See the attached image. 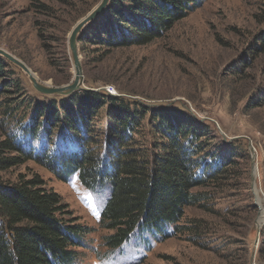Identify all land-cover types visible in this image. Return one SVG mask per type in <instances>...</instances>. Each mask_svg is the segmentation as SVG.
<instances>
[{
  "label": "rangeland",
  "instance_id": "1",
  "mask_svg": "<svg viewBox=\"0 0 264 264\" xmlns=\"http://www.w3.org/2000/svg\"><path fill=\"white\" fill-rule=\"evenodd\" d=\"M99 2L0 0V48L23 62L42 83L52 87L72 84L75 71L68 38L74 25ZM112 2L109 0L107 7ZM263 19L264 0H200L148 44L86 45L82 49L87 53H82L77 41L80 90L103 91L108 86L114 95L134 99L145 107H182L196 121L205 123L214 137L200 138L205 149L198 157L208 154L206 161L217 152L225 156V145L238 141L234 151L239 155L224 165L226 171L194 190L203 193V199L184 209L178 224L182 229L176 233L166 227L165 232L170 233L163 238L145 231L142 240L136 236L110 252L102 243L111 231L98 224L110 194L108 185L87 189L76 174L63 182L53 171L55 166L32 160L0 169V188L37 175L45 188L60 195L75 224L93 227L94 232L86 238L88 247L76 250V264H264V223L259 234L256 226L264 213ZM8 69L13 72L15 100L27 104L45 96L33 88L19 66L11 63ZM26 104L20 105L18 114ZM142 121L136 139L144 138L149 144L148 113ZM61 125L49 130L50 140L58 137ZM85 131L89 144L105 147L109 134L105 133L103 107ZM45 140L43 146L48 145ZM249 142L257 169L255 190L251 187ZM77 143L68 142L64 147L70 150ZM32 144L41 146L38 141ZM10 155L0 152V157Z\"/></svg>",
  "mask_w": 264,
  "mask_h": 264
},
{
  "label": "trees",
  "instance_id": "2",
  "mask_svg": "<svg viewBox=\"0 0 264 264\" xmlns=\"http://www.w3.org/2000/svg\"><path fill=\"white\" fill-rule=\"evenodd\" d=\"M199 1L113 0L79 33V47L148 44ZM9 64L0 56V152L11 153L0 157V169L32 160L55 166L53 171L63 182L76 174L87 189L108 185L110 194L98 224L111 231L102 243L110 252L136 236L140 239L145 231L165 238L170 233L166 227L174 233L182 229L178 224L184 209L203 199V193L194 190L213 182L239 155L234 151L238 141L233 140L225 145V156L217 152L209 161L208 154L198 157L205 149L200 138L214 137L205 123L182 107H145L122 95L85 89L66 96L45 95L27 104L15 100ZM4 94L10 97L1 99ZM102 107L109 138L98 149L89 144L85 129ZM147 113L149 144L136 139ZM61 123L58 137L50 140L49 130ZM37 141L38 148L32 144ZM72 141L78 142L77 147L66 150ZM65 208L60 195L45 188L37 175L0 188V264H76V250L88 247L86 238L94 228L75 224ZM261 234L264 239V231Z\"/></svg>",
  "mask_w": 264,
  "mask_h": 264
},
{
  "label": "water",
  "instance_id": "3",
  "mask_svg": "<svg viewBox=\"0 0 264 264\" xmlns=\"http://www.w3.org/2000/svg\"><path fill=\"white\" fill-rule=\"evenodd\" d=\"M108 3H109V0H100V2L94 8H92L90 12L86 14V16H84L74 25L73 29L70 32V35L68 38V44H69L70 55L72 58V63H73L74 71H75V79L72 84H68V85H64L60 87H52L51 85H46V83L40 82L37 79V77L33 75V72H31L30 68H28L23 62H21L19 59H17L15 56L10 54L9 52L0 48V56L4 57L11 63L19 66L26 73L27 77L31 81L33 88H35L41 94L66 96L75 90H79L81 79H82V66H81V60L79 58L78 47H77V41L79 40V33L89 22L94 20L100 13H102V11L105 10ZM248 147L252 154L251 156V167H252L251 187L253 190H255L256 189L255 179L257 176V173H256L257 169L255 166V155H254L253 146L250 142L248 143ZM261 227L262 225L257 226L258 234H259Z\"/></svg>",
  "mask_w": 264,
  "mask_h": 264
},
{
  "label": "bare ground",
  "instance_id": "4",
  "mask_svg": "<svg viewBox=\"0 0 264 264\" xmlns=\"http://www.w3.org/2000/svg\"><path fill=\"white\" fill-rule=\"evenodd\" d=\"M79 58H80V56H79ZM32 72V71H31ZM33 75L35 76V74L33 73ZM74 75H75V72H74ZM36 77V76H35ZM74 79H75V76H74ZM258 220H260V221H257V223H256V226H260V225H262L263 223H264V213H263V215H261L259 218H258Z\"/></svg>",
  "mask_w": 264,
  "mask_h": 264
},
{
  "label": "built area",
  "instance_id": "5",
  "mask_svg": "<svg viewBox=\"0 0 264 264\" xmlns=\"http://www.w3.org/2000/svg\"><path fill=\"white\" fill-rule=\"evenodd\" d=\"M107 93H109V94H112V95H114V90L113 89H111L110 87H105V89H104Z\"/></svg>",
  "mask_w": 264,
  "mask_h": 264
}]
</instances>
